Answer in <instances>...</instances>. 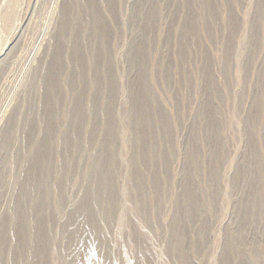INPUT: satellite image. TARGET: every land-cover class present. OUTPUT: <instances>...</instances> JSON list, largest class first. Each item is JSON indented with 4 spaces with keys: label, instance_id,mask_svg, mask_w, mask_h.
<instances>
[{
    "label": "rangeland",
    "instance_id": "1",
    "mask_svg": "<svg viewBox=\"0 0 264 264\" xmlns=\"http://www.w3.org/2000/svg\"><path fill=\"white\" fill-rule=\"evenodd\" d=\"M0 253L264 264V0H0Z\"/></svg>",
    "mask_w": 264,
    "mask_h": 264
},
{
    "label": "bare ground",
    "instance_id": "2",
    "mask_svg": "<svg viewBox=\"0 0 264 264\" xmlns=\"http://www.w3.org/2000/svg\"><path fill=\"white\" fill-rule=\"evenodd\" d=\"M98 222V221H97ZM99 224L100 223H97V226L95 225V228L92 226V227H89V229H90V232L92 233L93 232V235H95L97 232H100L101 230H100V228H101V226H99ZM97 247H98V245L97 244H95L94 246H93V250H94V254L96 253V251H97ZM4 255V254H3ZM4 259V258H3ZM20 263V262H19ZM0 264H2V262H1V253H0Z\"/></svg>",
    "mask_w": 264,
    "mask_h": 264
}]
</instances>
